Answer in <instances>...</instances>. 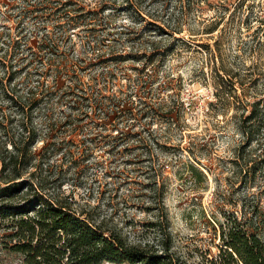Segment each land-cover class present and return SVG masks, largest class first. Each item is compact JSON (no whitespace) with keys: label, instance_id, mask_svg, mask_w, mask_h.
<instances>
[{"label":"rangeland","instance_id":"obj_1","mask_svg":"<svg viewBox=\"0 0 264 264\" xmlns=\"http://www.w3.org/2000/svg\"><path fill=\"white\" fill-rule=\"evenodd\" d=\"M70 16L79 23L68 26ZM46 32L63 36L57 60L69 61L80 86L133 100L137 118L93 123L82 113L95 117L91 108L58 94L30 104L12 93L17 82L23 97L37 84L52 56L39 49ZM60 76L61 86L71 82ZM260 98L264 0H0V130L35 126V180L131 241L157 242L169 226L175 249L218 254L214 215L241 208L245 180L251 192L264 189V124L251 140L242 129ZM123 130L137 134L121 139ZM0 264H20L1 243Z\"/></svg>","mask_w":264,"mask_h":264},{"label":"trees","instance_id":"obj_2","mask_svg":"<svg viewBox=\"0 0 264 264\" xmlns=\"http://www.w3.org/2000/svg\"><path fill=\"white\" fill-rule=\"evenodd\" d=\"M66 21L71 27L79 23L73 16ZM57 23L61 27L64 24ZM62 41L63 36L53 37L46 32L39 49L50 51L52 56L37 70L40 77L37 84H30L27 96L23 97L19 94L18 82L11 87L18 73L14 70L9 75L12 93L30 104L51 100L58 94L59 101L72 108H91L95 117L88 110L82 113L93 119V123L129 122L137 118L132 110L133 100L123 99L120 93L107 88L104 91L92 84L88 88L78 84L79 76L72 71L69 61L57 60ZM16 48V52H21L19 46ZM30 49L27 48L33 57L30 61H37L41 55ZM28 56L25 53L16 61L20 63ZM26 74L30 76L32 72L28 70ZM61 74L71 82L61 86ZM50 75L52 83L48 81ZM92 81L99 79L93 77ZM12 95L13 99L17 98ZM248 105L251 110L242 119V129L251 140L264 124V98ZM20 129L3 127L0 130V229L4 231L0 243L3 250L19 257L20 264H264V189L251 192L245 180L241 208L223 210L222 219L214 215L212 226L219 240L215 256L210 248L199 245L186 252L175 249L172 233L166 228L169 226L159 228L162 236L157 242L131 241L118 228L107 226L104 220L98 221L85 210H78L72 198L51 193L43 182L35 180L38 166L35 143L40 136L33 125L30 128L23 123ZM134 134L137 133L123 130L119 138L129 139ZM189 165L198 176L207 179L206 173L191 160ZM252 170L253 166L246 169V177L252 175Z\"/></svg>","mask_w":264,"mask_h":264}]
</instances>
